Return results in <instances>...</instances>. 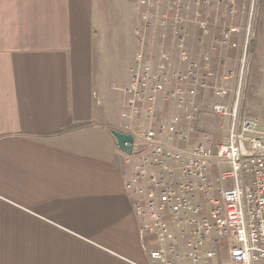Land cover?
<instances>
[{
  "label": "crops",
  "instance_id": "crops-1",
  "mask_svg": "<svg viewBox=\"0 0 264 264\" xmlns=\"http://www.w3.org/2000/svg\"><path fill=\"white\" fill-rule=\"evenodd\" d=\"M138 1L0 0V264H153L128 188L138 155L110 133L128 81L109 65L134 64ZM147 39L176 41L156 23Z\"/></svg>",
  "mask_w": 264,
  "mask_h": 264
},
{
  "label": "built area",
  "instance_id": "built-area-1",
  "mask_svg": "<svg viewBox=\"0 0 264 264\" xmlns=\"http://www.w3.org/2000/svg\"><path fill=\"white\" fill-rule=\"evenodd\" d=\"M151 1H138L141 26L134 29L133 66L109 65L114 77L128 81L113 87L123 94L116 130L132 136L131 154L138 155L128 188L140 197L132 206L142 248L153 264H264V131L254 117L240 115L238 90L232 104L211 105L212 115L228 121L226 142L211 144L200 125L203 101L183 96L184 90L208 89L181 46V32L194 21L177 2L161 11ZM200 17L195 14L196 24L207 33L208 23ZM153 23L162 34H178L179 58L188 64L184 71L170 61L169 51L153 69L144 53ZM168 85L176 113L167 117L157 97ZM212 89L219 97L227 92ZM195 134L201 136L196 144ZM214 246L224 248L227 261L216 258L220 249Z\"/></svg>",
  "mask_w": 264,
  "mask_h": 264
},
{
  "label": "rangeland",
  "instance_id": "rangeland-1",
  "mask_svg": "<svg viewBox=\"0 0 264 264\" xmlns=\"http://www.w3.org/2000/svg\"><path fill=\"white\" fill-rule=\"evenodd\" d=\"M171 1L181 5L186 17L194 21L181 32V36L184 35L181 46L196 65L198 76L204 79L208 89L193 92L184 90L183 96L186 100L203 101L205 110L199 116L208 140L214 147L226 142L227 119L212 115L210 107L215 102L232 104L238 90L240 115L254 117L264 131V4H260L259 0H152L151 4L158 9ZM197 13L208 23L207 33L196 24L200 21L195 18ZM100 36L103 38L101 30ZM174 38V47L170 42L158 47L155 39H152L154 42L147 39L145 46L150 54L159 53L154 60L157 63L162 53L169 51L170 61L184 71L188 64L179 58L178 34ZM204 56L208 59H203ZM212 88H225L227 92L219 97ZM171 91L174 90L168 85L157 99L159 109H163L167 116L176 113L175 98L171 96ZM106 92L116 99L120 97L118 92L108 88ZM213 248L220 249L218 246ZM216 258L227 261L224 248L220 249Z\"/></svg>",
  "mask_w": 264,
  "mask_h": 264
},
{
  "label": "water",
  "instance_id": "water-1",
  "mask_svg": "<svg viewBox=\"0 0 264 264\" xmlns=\"http://www.w3.org/2000/svg\"><path fill=\"white\" fill-rule=\"evenodd\" d=\"M110 133L114 137L119 151L126 155H131L133 142L132 136L130 134L118 132L114 129L110 130Z\"/></svg>",
  "mask_w": 264,
  "mask_h": 264
},
{
  "label": "trees",
  "instance_id": "trees-1",
  "mask_svg": "<svg viewBox=\"0 0 264 264\" xmlns=\"http://www.w3.org/2000/svg\"><path fill=\"white\" fill-rule=\"evenodd\" d=\"M259 3H260V4H264V0H259ZM250 43H251V42H249V47H250V49H251V44H250ZM248 51H250L249 48H248Z\"/></svg>",
  "mask_w": 264,
  "mask_h": 264
}]
</instances>
